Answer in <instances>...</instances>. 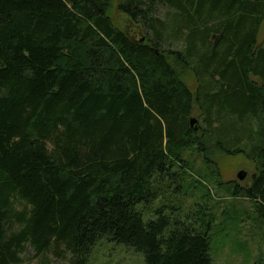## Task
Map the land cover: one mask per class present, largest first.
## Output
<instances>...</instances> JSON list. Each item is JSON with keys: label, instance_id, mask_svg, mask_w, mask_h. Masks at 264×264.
Instances as JSON below:
<instances>
[{"label": "trees", "instance_id": "16d2710c", "mask_svg": "<svg viewBox=\"0 0 264 264\" xmlns=\"http://www.w3.org/2000/svg\"><path fill=\"white\" fill-rule=\"evenodd\" d=\"M108 7L0 0V264H87L103 238L146 264H214V213L180 199L189 153L264 227V0H121L145 41ZM216 152L254 161L251 184L220 180Z\"/></svg>", "mask_w": 264, "mask_h": 264}, {"label": "rangeland", "instance_id": "374dc122", "mask_svg": "<svg viewBox=\"0 0 264 264\" xmlns=\"http://www.w3.org/2000/svg\"><path fill=\"white\" fill-rule=\"evenodd\" d=\"M121 0H108V13L115 25L126 30L133 31L132 20L121 13L118 9ZM164 15V11L162 12ZM138 38L142 37L139 33ZM264 42V21L261 25L258 43ZM165 47L174 48L176 46L163 43ZM183 81L195 92L198 81L192 69L186 68L181 72ZM192 118H195L197 125L202 124V116L199 108L195 106ZM188 155L196 171L189 174L188 182L180 199L185 204V208H194L197 204H203L211 210L215 217V226L212 233V256L214 264H255L264 254V227L257 220V213L250 199L231 195L226 187L218 184L216 178L211 177L205 168L202 158L198 154ZM215 161L220 170L218 178L223 182H234L241 187H248L256 171L254 161L242 154L228 155L216 152ZM198 170L200 172H198ZM245 172L244 179H239V172ZM197 179L204 184L199 185ZM196 185L193 187L191 185ZM199 185V186H198ZM208 195L204 197V194ZM177 196H169V199L177 200ZM166 200V201H168ZM229 216L231 217L229 219ZM32 254L26 258L27 264H42L37 259L33 261ZM50 264H70L61 259L51 258ZM87 264H146L143 254L137 252L129 246L109 241L106 238L99 240L91 250Z\"/></svg>", "mask_w": 264, "mask_h": 264}, {"label": "flooded vegetation", "instance_id": "af4514ba", "mask_svg": "<svg viewBox=\"0 0 264 264\" xmlns=\"http://www.w3.org/2000/svg\"><path fill=\"white\" fill-rule=\"evenodd\" d=\"M133 31H128V33L131 35V36H133L134 38L135 37H138L137 35L139 34V33H141L142 31H139V29H138V27L137 26H131L130 27ZM142 34V33H141ZM146 40V37H145V35H142V37H141V41H145Z\"/></svg>", "mask_w": 264, "mask_h": 264}, {"label": "water", "instance_id": "95a60500", "mask_svg": "<svg viewBox=\"0 0 264 264\" xmlns=\"http://www.w3.org/2000/svg\"><path fill=\"white\" fill-rule=\"evenodd\" d=\"M217 41H218V39H217ZM217 41L214 42V46H216ZM196 121H197V120H196L195 118H192V117H191L190 122H191L192 125H193ZM195 128L197 129L198 127H195ZM245 176H246V173L243 172V171L239 172V174H238V178H239V179H244Z\"/></svg>", "mask_w": 264, "mask_h": 264}]
</instances>
